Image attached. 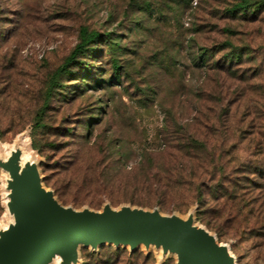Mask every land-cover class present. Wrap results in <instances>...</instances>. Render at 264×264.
Returning a JSON list of instances; mask_svg holds the SVG:
<instances>
[{
    "label": "rangeland",
    "instance_id": "374dc122",
    "mask_svg": "<svg viewBox=\"0 0 264 264\" xmlns=\"http://www.w3.org/2000/svg\"><path fill=\"white\" fill-rule=\"evenodd\" d=\"M152 1L154 22L137 28L134 21L142 13L132 12L131 0H2L7 10L0 14V26L8 39L0 43V156L22 147L39 163L44 184L64 204L79 209L99 210L108 202L116 208L157 206L183 217L194 210L196 223L227 243L238 264H264V236L247 239L225 227L204 212L213 201H204L202 209L198 198L201 190L207 200L222 175L245 176L264 162V6L246 19L225 13L237 0H194L178 23L176 2ZM157 4H166L163 17ZM197 21L207 25L198 35ZM83 26L126 43L124 83L105 84L112 73L106 44L85 59L89 73L71 67L76 74L64 77L65 85L45 108L48 127L39 135L40 151L33 147V117L44 107L49 80L80 41ZM194 37L215 51L226 39L244 49L236 75L197 68ZM232 49L216 51L215 60ZM69 128L83 135L92 130L90 141L65 136L62 130ZM101 134L112 148L105 161L107 154L88 150ZM196 143L207 149L192 147ZM183 145L191 146L190 152ZM78 149L81 162L75 165L72 155ZM6 176L0 170V228L11 220ZM168 178L171 184L160 190L157 180ZM119 248L121 254L113 245L82 248L81 264H125L132 257L139 264L147 257L156 264H176L175 255L163 257L155 247L140 246L136 253Z\"/></svg>",
    "mask_w": 264,
    "mask_h": 264
},
{
    "label": "water",
    "instance_id": "95a60500",
    "mask_svg": "<svg viewBox=\"0 0 264 264\" xmlns=\"http://www.w3.org/2000/svg\"><path fill=\"white\" fill-rule=\"evenodd\" d=\"M20 146L0 156L5 179V208L13 217L0 228V264H81V249L104 245L128 247L131 252L155 247L176 264H238L236 255L216 234L196 223L195 211L185 217L163 213L159 207L105 203L102 209L64 204L44 184L36 160H23ZM4 182V183H5Z\"/></svg>",
    "mask_w": 264,
    "mask_h": 264
},
{
    "label": "trees",
    "instance_id": "16d2710c",
    "mask_svg": "<svg viewBox=\"0 0 264 264\" xmlns=\"http://www.w3.org/2000/svg\"><path fill=\"white\" fill-rule=\"evenodd\" d=\"M176 2V7L179 9L180 13L179 15L176 14L175 17H177L178 23L181 22V16L184 15V12L187 10L188 7L192 6L194 0H173ZM261 1L256 2L255 0H237L235 2H232L231 6L226 8L225 13L227 12V15H230L232 17H246V19H249L250 15L258 13L260 9L264 6L263 3H260ZM254 4H256L254 6ZM157 9L160 14V17H163L166 15L165 5L157 4ZM201 6V5H200ZM202 7V6H201ZM200 7V9H202ZM256 7V8H254ZM254 8V9H253ZM130 9L132 12L136 15L138 13H142L141 16L138 15L136 17V20L134 23L136 24V27L143 26L144 23H146V20H150L151 23L154 22L152 20L151 11L153 9V1L152 0H131ZM7 8L4 7L2 0H0V14L6 13L5 11ZM178 11V10H177ZM176 12V11H175ZM178 15V16H177ZM169 18V16H166ZM135 19V18H134ZM133 19V20H134ZM195 32L196 34L203 33L205 31V28L207 27L206 24L201 22L195 23ZM3 24H1L0 28V43L4 42L8 39L7 31L2 29ZM144 27L145 24H144ZM112 34L106 33L105 36H103L100 32L90 30L89 27L83 26L80 29V41L75 46V48L72 50L71 54L66 58L65 62L57 69L56 73L51 76L48 84V88L45 92V103L44 107L40 108V110L35 114L33 117L34 126L32 127V141H33V147L42 151V147L44 144H42L41 139L39 137L41 131L46 129L48 126H44L43 123L45 113H46V107L49 105V103L52 100L53 93L55 90L60 93L59 89L62 88L65 85L64 77H67L68 75H75L76 69H73L71 67H81V70H86L88 73L91 71L89 66V62H85V59H88L87 57H90V54H93L94 52H97L101 45L106 44V48L110 53V69H111V77L109 78V81H105V84H121L124 83L123 81V74L124 72V65H123V59L128 54V47L126 43L121 39L119 41L116 40ZM193 47L195 48L194 51V63L197 68H209L214 67L216 70L221 71H229L231 74L236 75L238 65L243 63L244 55L246 52L244 49L236 48L234 44H232L230 39L224 40L222 43H220L218 46L215 45L217 48L216 51H222V49H227L228 47L233 48L232 51L228 54H226L221 60H215V56L217 52L215 51V47L213 48H207L204 45L201 44V42L194 37L192 39ZM104 46H102L103 48ZM81 57L84 60H80ZM223 59V60H222ZM102 81H99V83ZM22 128H19V131H22L24 126H21ZM91 130V129H90ZM18 131V130H17ZM65 134V136L71 135L76 141H81V139H87V142L91 139L90 135H92V130L89 132V134L83 135L80 134L78 131L74 132V129L69 130H62ZM62 135V132H58ZM89 136V138H88ZM107 138L104 137L102 134L96 138V140L89 145V152L91 153H99L104 154L107 156L103 159L105 161L106 159H109L112 156L111 152V146L110 144H107ZM82 142V141H81ZM79 142V143H81ZM51 146L55 147V144H51ZM184 149L187 150V152H190L191 146H185L183 145ZM194 148L197 149H207V146L203 144H193ZM207 152V150H205ZM118 152V150H117ZM80 149L76 150L73 155V161L72 163L75 165H78V163L81 162V156H80ZM109 153V154H108ZM119 153L120 152L119 149ZM213 154V153H212ZM215 156V155H214ZM214 162L217 164V158L213 159ZM215 164V165H216ZM250 169V167H249ZM246 172V171H245ZM247 173V174H246ZM245 173V176H226L222 175L221 178H219L217 183L210 189V193H208V199L205 200L204 194L201 190L200 194L198 195V198L200 200L201 208L205 209L204 201H213L212 205L207 209L204 210L208 213H211L213 217L220 221L221 223H224V226L230 229H234L236 231L242 232L244 236H246L247 239H251L253 237H263L264 236V162L260 165H256L254 167L253 171L247 170ZM236 175V174H235ZM250 175H253L255 178H251ZM171 179L168 178V180L165 179H158V187L161 190V187L164 185H169ZM214 181V178H213ZM171 184V183H170ZM169 189V188H167ZM56 193V191H55ZM57 194V193H56ZM164 196L166 197L168 195L167 190L162 192ZM199 202V201H198ZM122 249L118 248L115 250L117 254L122 253ZM136 253L135 251H133ZM133 253V254H134ZM141 261V264H156L154 260H151L149 257L143 258ZM240 262V261H239ZM84 264H89L88 261H84ZM125 264H139L138 262H134L133 257L128 258L126 260Z\"/></svg>",
    "mask_w": 264,
    "mask_h": 264
},
{
    "label": "bare ground",
    "instance_id": "6f19581e",
    "mask_svg": "<svg viewBox=\"0 0 264 264\" xmlns=\"http://www.w3.org/2000/svg\"><path fill=\"white\" fill-rule=\"evenodd\" d=\"M31 157V156H30ZM23 160L24 161H27V160H29V155L28 154H26V153H24V155H23ZM9 176V175H8ZM8 176H6L5 177V179L6 178H8ZM5 184V186H6V182L4 183ZM6 195H7V190H6ZM6 200H7V196H6ZM7 212H8V210H7ZM8 215H9V212H8ZM11 217V220H13V217L12 216H10ZM10 220V221H11ZM9 223V222H8ZM8 223L6 224V226H5V228L8 226ZM59 257H57V259L55 260V262H59Z\"/></svg>",
    "mask_w": 264,
    "mask_h": 264
}]
</instances>
